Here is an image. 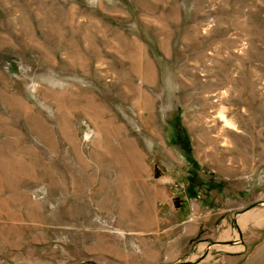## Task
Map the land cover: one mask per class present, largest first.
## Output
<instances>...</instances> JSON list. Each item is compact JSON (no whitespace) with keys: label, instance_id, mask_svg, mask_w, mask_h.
<instances>
[{"label":"rangeland","instance_id":"obj_1","mask_svg":"<svg viewBox=\"0 0 264 264\" xmlns=\"http://www.w3.org/2000/svg\"><path fill=\"white\" fill-rule=\"evenodd\" d=\"M0 264H264V0H0Z\"/></svg>","mask_w":264,"mask_h":264}]
</instances>
